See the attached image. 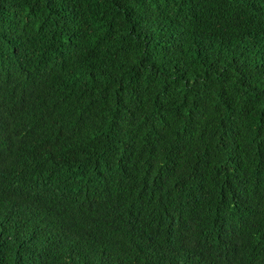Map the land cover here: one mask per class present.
<instances>
[{"label": "trees", "instance_id": "obj_1", "mask_svg": "<svg viewBox=\"0 0 264 264\" xmlns=\"http://www.w3.org/2000/svg\"><path fill=\"white\" fill-rule=\"evenodd\" d=\"M0 264H264V0H0Z\"/></svg>", "mask_w": 264, "mask_h": 264}]
</instances>
